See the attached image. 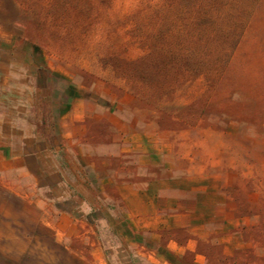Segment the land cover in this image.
<instances>
[{"label":"rangeland","instance_id":"rangeland-1","mask_svg":"<svg viewBox=\"0 0 264 264\" xmlns=\"http://www.w3.org/2000/svg\"><path fill=\"white\" fill-rule=\"evenodd\" d=\"M240 1L14 0L18 16L20 9L27 13L28 31L38 35V46L26 41L43 55L24 60L27 71L17 82L48 80L42 93L69 101L84 95L93 117L82 152L65 147L58 130L49 138L52 146L60 136L58 151H39L31 137L35 188L17 174L0 182L33 193L27 206L45 201L89 222L109 264H264V55L237 64L224 84L199 73L159 95L170 88L162 79L180 66L186 48L223 37L230 26L226 12ZM225 86L232 92L225 94ZM131 130L155 133L151 166L139 164L142 152L121 150V132ZM186 170L220 178L221 212L205 224L207 235L180 215L151 234L133 231L115 192L119 181L143 185L150 177H184ZM26 212L15 213L0 198V251L21 246L27 264H51L45 233L15 243L18 227L33 228Z\"/></svg>","mask_w":264,"mask_h":264},{"label":"crops","instance_id":"crops-1","mask_svg":"<svg viewBox=\"0 0 264 264\" xmlns=\"http://www.w3.org/2000/svg\"><path fill=\"white\" fill-rule=\"evenodd\" d=\"M0 9L4 13L0 15V34L3 35L0 36V179L17 174L32 182L35 188L37 181L28 162L29 157L33 156L28 146L33 142L31 137L36 138V144H41L39 151L46 148L60 150L61 138L65 147L80 152L88 150V146L86 148V144L81 143V137L89 133L86 124L93 117L92 104L84 95L75 101H69L59 94L44 95L43 83L48 80L40 82L32 77L25 83L17 82L16 78L24 76L27 71L24 60L33 58V55L37 58L36 55L39 54L40 58H43V55L37 48L20 38L14 0H0ZM263 55L264 0H259L242 41L224 70V75L233 72L237 64L252 62ZM33 66L36 71H43L41 66ZM9 76L14 78L10 79ZM51 83L52 88L54 82ZM61 104L68 106L63 112L60 110ZM97 118H101V115ZM54 130H58L56 134L62 137L58 136V141L51 146L49 138L56 135ZM161 135L159 133L158 136ZM121 136L124 142L121 150L142 152L140 157L143 159H139V164L151 166V146L157 145L153 142L155 133L151 130H131L122 131ZM76 139L78 142L73 143ZM165 157L167 162L172 159L169 151ZM137 182L134 184L120 180L115 187L117 198L122 203L125 217L133 231L151 234V228L169 226L171 218L167 220V217L180 215L190 216L187 219L190 223L201 224L194 230L202 231L200 235L204 237L207 235L205 224L214 222V216L221 212L220 178L217 174L202 175L186 170L184 177L169 178L166 175L155 181H151L150 177L142 183L143 185ZM0 186L22 201L20 209L13 207L15 213L23 215L27 211L31 216L32 227L49 236L45 241V246L49 249L47 262L109 264L104 246L89 222L45 201L36 202L35 207L27 206L25 200L34 198L33 193H18L11 186L1 182ZM17 240L15 243L21 245L33 239L23 237ZM7 253L4 254L13 257L27 255L21 246L11 254Z\"/></svg>","mask_w":264,"mask_h":264},{"label":"trees","instance_id":"trees-1","mask_svg":"<svg viewBox=\"0 0 264 264\" xmlns=\"http://www.w3.org/2000/svg\"><path fill=\"white\" fill-rule=\"evenodd\" d=\"M258 1L259 0H241L226 12L230 26L227 28L226 33L221 39H210L207 42L186 48L180 66L169 70L162 79L163 84L169 85L170 88L160 92L159 95L166 94L174 86L189 82L199 73L214 75L217 77L216 83L219 82V85L222 83L224 84L226 79L230 78L233 73L231 72L224 75V70L229 65L242 41L244 32L253 16ZM20 11L21 17L18 16V22L24 27V29L21 30V37L25 40H32L35 43V46H38L37 33L35 31H28L27 25L31 23L28 20L27 13L22 9H20ZM257 59L254 61L257 62ZM245 63L249 62L247 61ZM225 88V94L232 92L230 86H225ZM0 198L11 202L15 209H20L22 205V201L19 198L1 186ZM23 231V228H17L16 236L18 239L23 237L36 239V237L41 234L40 230H37L34 227L30 230ZM46 236V238H49L47 234ZM28 261L27 255L21 254L18 257H13L0 251V264H27Z\"/></svg>","mask_w":264,"mask_h":264}]
</instances>
